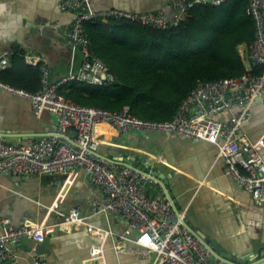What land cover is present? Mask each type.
Listing matches in <instances>:
<instances>
[{"label": "crops", "instance_id": "1", "mask_svg": "<svg viewBox=\"0 0 264 264\" xmlns=\"http://www.w3.org/2000/svg\"><path fill=\"white\" fill-rule=\"evenodd\" d=\"M90 1L94 10H162L166 16L172 14L168 0ZM59 2L0 0V53L10 46L19 50L11 57L9 65L0 69L4 82L34 90L44 63L52 80L75 72L80 66L82 53L72 47L67 36L73 12L61 9ZM117 31L114 39L107 42L112 56L122 58L129 54L130 48L141 45L142 40L137 35L121 33L124 32L121 29ZM248 47L246 44L239 46L245 67L250 65ZM89 48L97 57L91 46ZM235 109L220 110L216 118L227 120ZM251 109L252 115L241 125L240 131L254 141L264 133V98L254 100ZM55 125V113L46 109L37 115L29 99L0 88V135L7 140L29 142ZM98 129L101 139L98 152L122 162L135 163V167L151 172L165 185L157 180L148 183L149 194L161 197L159 185L166 186L186 222L213 240L220 251L241 264L264 261V200L253 198L227 173L214 144L175 132L130 130L120 133L109 123L99 124ZM261 154L264 158V149ZM102 196L101 187L79 167L65 174L21 175L0 171V217H8L10 225L57 222V211L67 213L72 208H77L85 218L84 224L63 223L41 242L24 239L8 244L15 263L152 264L154 253L131 239L134 232L127 231L126 218L96 206L95 200ZM100 228L110 233L99 235L96 231H101ZM122 234L128 237L123 240L127 248L124 251L116 250L114 245ZM39 244L46 254L34 253L33 249ZM94 244H101L103 248L97 256L90 254Z\"/></svg>", "mask_w": 264, "mask_h": 264}, {"label": "built area", "instance_id": "2", "mask_svg": "<svg viewBox=\"0 0 264 264\" xmlns=\"http://www.w3.org/2000/svg\"><path fill=\"white\" fill-rule=\"evenodd\" d=\"M206 1L219 3L222 0ZM168 3L172 9L170 16L162 10H94L90 0H60L61 9L73 12L67 36L72 47L81 51L82 62L75 72L55 80L50 78L44 63L41 66L40 88L34 91L0 79V88L29 99L35 114L40 115L46 109L56 114V125L32 141L16 143L0 135V171L21 175L65 174L76 167L82 168L103 191V196L95 200L96 206L126 218L127 231L134 232L131 239L146 251L154 253L152 264H225L182 225L183 215L172 209L163 185H159L161 197L149 194L148 183H156L153 175L98 152L101 141L98 125L109 123L120 133L130 130L175 132L194 140L210 142L217 147L227 173L253 198L264 200V158L261 154L264 133L250 141L240 131L241 125L252 115L253 101L264 98V0H249L247 6L255 25L254 38L248 47L250 65L237 76L198 81L179 103L171 119H142L132 115L128 106L113 111L81 105L58 91L62 83L71 79L94 84H107L114 80L106 65L90 51L89 39L83 30L84 21L116 19L169 28L187 18L191 2L168 0ZM16 52L19 50L10 46L0 53V69L9 65ZM254 66L262 67L259 74L252 72ZM233 107L236 109L227 120L216 118L220 110ZM70 131L73 134H69ZM56 213L59 221L41 225L22 222L12 226L8 217H0V264L5 259L12 260L10 264H16L8 244L24 239L41 242L63 223H85L77 208L67 213ZM103 232L110 233L109 230L96 231L99 235ZM127 238L124 234L120 235L114 244L115 249L127 250L123 242ZM102 250L101 244H94L90 254L97 256Z\"/></svg>", "mask_w": 264, "mask_h": 264}, {"label": "trees", "instance_id": "3", "mask_svg": "<svg viewBox=\"0 0 264 264\" xmlns=\"http://www.w3.org/2000/svg\"><path fill=\"white\" fill-rule=\"evenodd\" d=\"M187 1L191 2L187 18L164 29L128 20L84 21L93 53L114 80L94 84L71 79L59 86V93L81 105L113 111L128 106L137 117L168 120L198 81L242 74L245 66L239 46H248L255 32L254 20L247 12L249 0ZM118 29L142 40L122 58L108 51L107 42ZM261 70V66L252 68L254 74ZM40 85L39 81L34 90Z\"/></svg>", "mask_w": 264, "mask_h": 264}, {"label": "water", "instance_id": "4", "mask_svg": "<svg viewBox=\"0 0 264 264\" xmlns=\"http://www.w3.org/2000/svg\"><path fill=\"white\" fill-rule=\"evenodd\" d=\"M81 8V7H80ZM79 8V9H80ZM126 163V162H125ZM127 164H129L130 166H132L133 168H135L136 170L138 171H141V172H148L150 173L151 175H153L151 172H149L147 169L145 168H137L135 167V163H129L127 162ZM154 177V175H153ZM154 179H156L157 181L161 182L157 177H154ZM163 183V182H161ZM164 184V183H163ZM165 185V184H164ZM164 193L166 195V197L168 198V200L170 201L171 203V207L174 211H176L177 213H179V209H178V206L176 204V201L174 200V198L171 196V194L168 192L166 186H164ZM57 215V214H56ZM182 225L191 233L193 234L194 236H196L197 238H199L202 243L211 251L212 255L214 257H216L217 259L221 260L222 262H224L225 264H241L239 261H235L231 258V256H228L227 254H225L224 252L220 251L219 250V247L218 245L213 241L211 240L210 238H207L205 237L204 234H202L201 232L199 231H196L194 228H192L187 222L186 220L182 217ZM34 253L35 254H46V251L45 249L39 244L37 247H35L33 249ZM12 260L10 259H5L2 261V264H10ZM257 264H264V261L261 262V263H257Z\"/></svg>", "mask_w": 264, "mask_h": 264}, {"label": "rangeland", "instance_id": "5", "mask_svg": "<svg viewBox=\"0 0 264 264\" xmlns=\"http://www.w3.org/2000/svg\"><path fill=\"white\" fill-rule=\"evenodd\" d=\"M244 62H245V64L248 63V59H247V57H245V61H244Z\"/></svg>", "mask_w": 264, "mask_h": 264}, {"label": "snow or ice", "instance_id": "6", "mask_svg": "<svg viewBox=\"0 0 264 264\" xmlns=\"http://www.w3.org/2000/svg\"><path fill=\"white\" fill-rule=\"evenodd\" d=\"M145 241L147 242V238L145 239Z\"/></svg>", "mask_w": 264, "mask_h": 264}]
</instances>
